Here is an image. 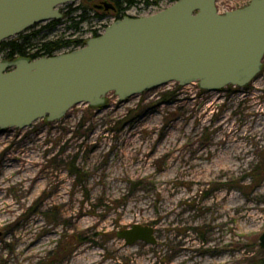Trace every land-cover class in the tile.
I'll use <instances>...</instances> for the list:
<instances>
[{
    "label": "rangeland",
    "instance_id": "374dc122",
    "mask_svg": "<svg viewBox=\"0 0 264 264\" xmlns=\"http://www.w3.org/2000/svg\"><path fill=\"white\" fill-rule=\"evenodd\" d=\"M131 1L125 13L149 16L177 0ZM249 2L216 0V8ZM96 3L60 6L47 39L102 33L114 13ZM80 12L87 20L66 29ZM103 107L79 104L58 121L0 130V264H246L264 256V59L242 88L170 82L124 101L109 93ZM134 225L152 229L154 243L118 237Z\"/></svg>",
    "mask_w": 264,
    "mask_h": 264
},
{
    "label": "water",
    "instance_id": "95a60500",
    "mask_svg": "<svg viewBox=\"0 0 264 264\" xmlns=\"http://www.w3.org/2000/svg\"><path fill=\"white\" fill-rule=\"evenodd\" d=\"M77 0H0V43L34 25L59 20ZM264 0L218 12L216 0H177L149 16L124 17L84 47L35 60L0 62V130L58 121L74 106L101 107L170 82L219 92L242 88L261 71ZM152 229L134 225L118 237L153 244ZM264 252V232L259 237Z\"/></svg>",
    "mask_w": 264,
    "mask_h": 264
},
{
    "label": "trees",
    "instance_id": "16d2710c",
    "mask_svg": "<svg viewBox=\"0 0 264 264\" xmlns=\"http://www.w3.org/2000/svg\"><path fill=\"white\" fill-rule=\"evenodd\" d=\"M73 18L78 20L72 25L66 26V29H77L78 24L87 20L85 14L81 12ZM59 22L50 21L40 28H38L39 25H35L12 39L2 41L0 54L9 61L19 58L35 60L42 57H52L62 52H71L85 44L86 40L65 39L62 35L55 39H47L48 33L52 32ZM43 32L46 33L43 34ZM93 36L98 35L94 33ZM245 263L264 264V256L260 258L251 257Z\"/></svg>",
    "mask_w": 264,
    "mask_h": 264
},
{
    "label": "flooded vegetation",
    "instance_id": "af4514ba",
    "mask_svg": "<svg viewBox=\"0 0 264 264\" xmlns=\"http://www.w3.org/2000/svg\"><path fill=\"white\" fill-rule=\"evenodd\" d=\"M97 3L93 5L94 9L103 12L114 13L113 22L121 20L124 17L137 18L142 16H131L125 13V9H121L122 5L127 4L128 6L133 5L131 0H94ZM6 61V59L0 54V62Z\"/></svg>",
    "mask_w": 264,
    "mask_h": 264
},
{
    "label": "bare ground",
    "instance_id": "6f19581e",
    "mask_svg": "<svg viewBox=\"0 0 264 264\" xmlns=\"http://www.w3.org/2000/svg\"><path fill=\"white\" fill-rule=\"evenodd\" d=\"M219 174H221V172H220ZM251 208H252V207H249L248 209H251ZM239 209H240L239 206H237V207L234 208L233 210H234V211H239ZM229 210H230V209H228L227 212H229ZM154 221H157V220H154ZM31 244H32V241H30V242L28 243V245H31ZM182 261H184V259L181 260V262H182ZM207 262H208L209 264L212 263L211 261H207ZM91 264H97V261L91 262Z\"/></svg>",
    "mask_w": 264,
    "mask_h": 264
}]
</instances>
